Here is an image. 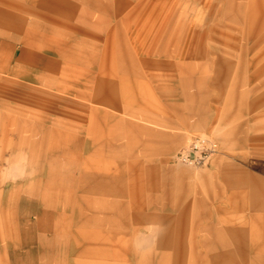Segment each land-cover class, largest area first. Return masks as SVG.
Wrapping results in <instances>:
<instances>
[{"label": "rangeland", "instance_id": "1", "mask_svg": "<svg viewBox=\"0 0 264 264\" xmlns=\"http://www.w3.org/2000/svg\"><path fill=\"white\" fill-rule=\"evenodd\" d=\"M0 264H264V0H0Z\"/></svg>", "mask_w": 264, "mask_h": 264}, {"label": "built area", "instance_id": "2", "mask_svg": "<svg viewBox=\"0 0 264 264\" xmlns=\"http://www.w3.org/2000/svg\"><path fill=\"white\" fill-rule=\"evenodd\" d=\"M219 143L209 135L193 136L177 153L178 163L195 167H206L211 159L219 153Z\"/></svg>", "mask_w": 264, "mask_h": 264}, {"label": "crops", "instance_id": "3", "mask_svg": "<svg viewBox=\"0 0 264 264\" xmlns=\"http://www.w3.org/2000/svg\"><path fill=\"white\" fill-rule=\"evenodd\" d=\"M51 55L47 54L46 52L40 54L36 52V49L30 48L28 50H22L19 55L16 56L15 60H12L10 65H14V74L18 72V74L21 73V67L22 65L24 66H29V65H45L47 70H49L50 76H52L51 72V65L52 59ZM5 59V58H4ZM39 59V60H38ZM43 63V64H42ZM2 65H5L3 60H2ZM49 65V66H48ZM45 70V74H46ZM36 76V74H32ZM52 80V77L49 78V81Z\"/></svg>", "mask_w": 264, "mask_h": 264}]
</instances>
